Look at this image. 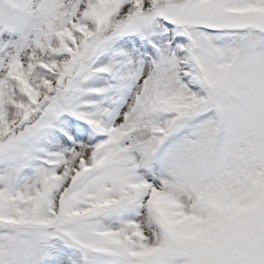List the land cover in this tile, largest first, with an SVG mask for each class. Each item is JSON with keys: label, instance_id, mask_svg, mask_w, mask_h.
Instances as JSON below:
<instances>
[{"label": "snow or ice", "instance_id": "obj_1", "mask_svg": "<svg viewBox=\"0 0 264 264\" xmlns=\"http://www.w3.org/2000/svg\"><path fill=\"white\" fill-rule=\"evenodd\" d=\"M0 264H264V0H0Z\"/></svg>", "mask_w": 264, "mask_h": 264}]
</instances>
